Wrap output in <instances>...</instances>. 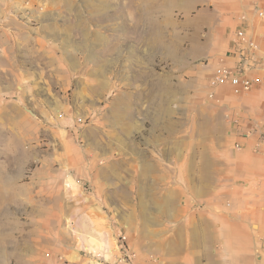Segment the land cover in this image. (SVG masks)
Segmentation results:
<instances>
[{"label": "rangeland", "instance_id": "374dc122", "mask_svg": "<svg viewBox=\"0 0 264 264\" xmlns=\"http://www.w3.org/2000/svg\"><path fill=\"white\" fill-rule=\"evenodd\" d=\"M175 3L0 0V264H167L159 248L168 241L148 235L221 199L200 175L207 152L238 148L210 97L219 66L187 65L203 54ZM163 25L167 60L155 68L165 80L126 78L127 60L148 57L143 30L152 38ZM178 159L182 175H164Z\"/></svg>", "mask_w": 264, "mask_h": 264}, {"label": "crops", "instance_id": "0c3cea01", "mask_svg": "<svg viewBox=\"0 0 264 264\" xmlns=\"http://www.w3.org/2000/svg\"><path fill=\"white\" fill-rule=\"evenodd\" d=\"M174 1L175 10L185 16L180 26L190 34V47L201 49L203 54L197 57L195 52L186 60L187 65L191 67L204 57L212 66L236 68L239 60L233 54V40L236 32L245 27L259 47L254 58L259 66L250 71V76L260 79L261 86L241 96L234 95L229 86L214 91V100L226 109L230 135L238 147L236 152L224 153L216 159L214 152L205 154L204 169L200 173L206 177L204 189L221 192V199L208 200L200 214L174 216L173 230H166L164 226L149 234L148 239L168 241L163 246L159 244V254L162 250L165 252L167 264H264V0ZM142 33L140 46L148 57L145 60L134 56L127 60L126 78L143 80L158 76L165 80L166 72L160 73L155 68L156 59H163L164 64L167 60L165 25L152 38L145 35V30ZM155 47L162 48V55L160 49L155 53L152 49ZM114 68L110 77L118 80V73L124 74L123 63L116 61ZM161 92L164 98V89ZM116 103L111 102L115 128L122 125L118 117L121 113L114 108ZM158 125L156 122L152 127L151 144ZM178 161L179 167L175 166L173 172L164 168V175H182L181 159ZM186 167L189 176L196 174L195 152ZM147 172L155 173L149 169ZM211 177H217L215 183Z\"/></svg>", "mask_w": 264, "mask_h": 264}, {"label": "built area", "instance_id": "2783aa9c", "mask_svg": "<svg viewBox=\"0 0 264 264\" xmlns=\"http://www.w3.org/2000/svg\"><path fill=\"white\" fill-rule=\"evenodd\" d=\"M232 49L235 58L239 60V64L236 68L220 66L216 69L211 80V98H214V91L221 87L229 86L234 95L241 96L261 86L260 79H254L250 76V71L259 66V63L254 60L259 47L245 27H241L236 32ZM86 122L87 120L84 118L77 120L79 124Z\"/></svg>", "mask_w": 264, "mask_h": 264}, {"label": "water", "instance_id": "95a60500", "mask_svg": "<svg viewBox=\"0 0 264 264\" xmlns=\"http://www.w3.org/2000/svg\"><path fill=\"white\" fill-rule=\"evenodd\" d=\"M31 113H33L30 109H28ZM34 114V113H33Z\"/></svg>", "mask_w": 264, "mask_h": 264}, {"label": "bare ground", "instance_id": "6f19581e", "mask_svg": "<svg viewBox=\"0 0 264 264\" xmlns=\"http://www.w3.org/2000/svg\"><path fill=\"white\" fill-rule=\"evenodd\" d=\"M96 246V245H95ZM95 248V247H94Z\"/></svg>", "mask_w": 264, "mask_h": 264}]
</instances>
